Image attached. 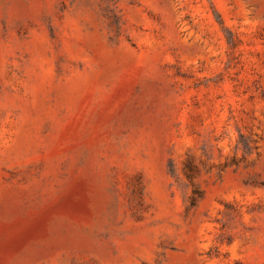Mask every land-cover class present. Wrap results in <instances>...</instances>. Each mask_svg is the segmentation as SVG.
<instances>
[{
  "label": "rangeland",
  "instance_id": "1",
  "mask_svg": "<svg viewBox=\"0 0 264 264\" xmlns=\"http://www.w3.org/2000/svg\"><path fill=\"white\" fill-rule=\"evenodd\" d=\"M0 264H264V0H0Z\"/></svg>",
  "mask_w": 264,
  "mask_h": 264
}]
</instances>
